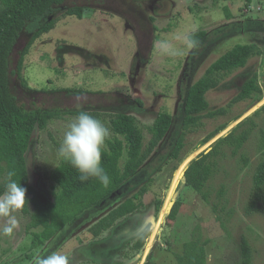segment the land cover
<instances>
[{
  "label": "rangeland",
  "instance_id": "obj_1",
  "mask_svg": "<svg viewBox=\"0 0 264 264\" xmlns=\"http://www.w3.org/2000/svg\"><path fill=\"white\" fill-rule=\"evenodd\" d=\"M72 6L88 7L92 13L82 19L65 15ZM53 18L54 28L35 40L25 57L21 78L17 63L30 38L24 31L8 66L10 92L19 105L26 111L56 110L62 114L45 130L35 129L25 156L30 185L47 194L53 190L49 174L62 157L63 133L78 116L69 112L84 110L101 120L110 131L109 138V116L120 112L132 115L139 122L145 144L147 128L156 115L168 113L175 120L171 140L178 137L183 133L178 107L193 50L188 36L198 30L212 33L232 23L264 21V0H252L249 6L245 0H66L56 8ZM236 44H254L262 54L206 94L209 109L195 129L184 132L179 159L162 163L161 170L150 175L153 182L142 197L143 208L116 223L122 225L114 232L117 237L130 219L137 220V229L145 226L143 246L136 248L139 238L133 237L134 230L130 229L116 244L108 240L112 229L96 238L90 233L114 206L80 227L58 250L73 258V264H178L176 256L184 243L197 236L207 242V264H245L242 240L249 244L253 264H264V204L250 207L253 175L264 157L260 152L264 134V33L245 31L217 43L212 37L202 47L205 54L188 83L198 80L212 62ZM254 75L261 92L233 102ZM216 111H220L218 115L208 117ZM233 131H249L248 140L236 154L231 147L220 148L216 173L204 190L205 201L186 184L183 173L201 153ZM4 179L0 177V184ZM177 191L174 216L170 217L166 210ZM16 215L19 228L9 236L0 234V264H34L36 257L47 256L54 246L47 242L34 248L31 234L39 229L27 230L29 217L21 210Z\"/></svg>",
  "mask_w": 264,
  "mask_h": 264
},
{
  "label": "trees",
  "instance_id": "obj_2",
  "mask_svg": "<svg viewBox=\"0 0 264 264\" xmlns=\"http://www.w3.org/2000/svg\"><path fill=\"white\" fill-rule=\"evenodd\" d=\"M65 1L0 0V177L5 178L9 170L15 171L13 179L27 190L26 204L21 209L22 213L29 217L26 229H39L38 232L31 234L32 246L38 248L47 242H52L54 246L52 252L58 251L80 227L114 206L116 207L90 228V233L95 238L109 229L114 233L121 226H116L118 220L127 219L128 216L140 211L143 208L142 197L153 182L150 175L159 172L162 163L179 159L184 149V132L195 129L203 119V114L209 109L206 94L218 88L223 78L245 68L251 58L262 54L260 48L254 44H236L212 62L198 80L189 84L191 75L205 54L202 47L212 37L213 42L217 43L245 31L264 33V21L248 20L225 25L212 33L198 30L190 34L187 39L193 50L188 56L187 84L178 107L179 126L183 133L171 140L175 120L168 113H158L147 128L149 139L145 144L136 117L123 112L109 116L112 137L106 140L101 158L102 167L110 177L109 185L104 187L96 178L81 182L78 170L61 157L59 164L49 174L48 179L52 182L53 190L47 194L30 185L25 156L35 129L45 130L51 121L59 119L62 114L56 110L26 111L19 105L10 92L8 66L17 39L24 31L30 35V38L21 50L17 63L16 71L21 78L24 59L31 46L41 35L54 28L53 16L56 8ZM251 2L252 0H245L247 6ZM91 13L92 10L84 6H72L65 10V15L75 16L78 19ZM67 92L76 93L71 90ZM260 92L257 76L254 75L242 85L233 102L247 100ZM261 110L264 111V106ZM80 111H72L68 114L79 115ZM219 112H210L207 115L215 117ZM248 137L249 131L240 133L233 131L220 139L208 153H201L189 164L185 172L186 184L208 201L204 190L216 173L215 159L219 157L220 148L231 147L236 154L247 142ZM262 138L261 153L264 152V134ZM5 182L4 179L0 184V194L4 191ZM252 182L250 207L254 209L257 204H264V157L256 168ZM131 192L133 193L128 196ZM159 206L160 203L157 204V210ZM175 206L171 210L170 217L174 216ZM215 207L216 205L213 209L216 212ZM117 239L119 238L114 233L108 240L116 244ZM144 239L145 235L137 240L136 248L143 246ZM206 245L207 242L202 241L200 236L193 237L184 243L181 253L176 256L177 263L207 264ZM241 257L245 264H253L246 240H242Z\"/></svg>",
  "mask_w": 264,
  "mask_h": 264
},
{
  "label": "clouds",
  "instance_id": "obj_3",
  "mask_svg": "<svg viewBox=\"0 0 264 264\" xmlns=\"http://www.w3.org/2000/svg\"><path fill=\"white\" fill-rule=\"evenodd\" d=\"M110 137V131L105 124L81 110L72 119L63 133L60 155L80 173L81 182L96 178L107 187L110 177L102 167V149ZM14 170H9L5 176L4 191L0 194V234L11 235L19 228L16 213L26 204V188L17 183L13 177ZM34 264H73V258L59 251L44 257H36Z\"/></svg>",
  "mask_w": 264,
  "mask_h": 264
},
{
  "label": "flooded vegetation",
  "instance_id": "obj_4",
  "mask_svg": "<svg viewBox=\"0 0 264 264\" xmlns=\"http://www.w3.org/2000/svg\"><path fill=\"white\" fill-rule=\"evenodd\" d=\"M136 222H137L136 219H130V220H128V221H126V222L124 223L123 226H124L126 229L120 232L121 237H118L119 240L117 239V243L120 242V239H122L124 236H126V235H122V234H125L129 229H130L131 231L134 230V236H133V237H135V238H140V237H142V236L144 235V232L147 230V228H146L145 226H141L140 228L137 229ZM121 227H122V225L119 226L117 229H119V228H121ZM112 232H113V231H112ZM120 234H119V235H120ZM112 236H113V235H112ZM112 236H110V237H112ZM109 252H111V249L109 250ZM106 257H107V256H106Z\"/></svg>",
  "mask_w": 264,
  "mask_h": 264
},
{
  "label": "water",
  "instance_id": "obj_5",
  "mask_svg": "<svg viewBox=\"0 0 264 264\" xmlns=\"http://www.w3.org/2000/svg\"><path fill=\"white\" fill-rule=\"evenodd\" d=\"M33 136H34V132H33V134H32L31 140H32ZM209 151H210V150L206 151L205 154L208 153ZM187 168H188V167H187ZM187 168H186V170H187ZM186 170H185V172H186ZM185 172H184V174H183V179H184V180H185ZM178 194H179V191L175 192V194L173 195V199H172V201L169 202L168 207H167V210H166V214H167V215H169V214L171 213V210H172V208H173V206H174V204H175V200H176ZM165 222H166V218L163 220V224H165Z\"/></svg>",
  "mask_w": 264,
  "mask_h": 264
},
{
  "label": "crops",
  "instance_id": "obj_6",
  "mask_svg": "<svg viewBox=\"0 0 264 264\" xmlns=\"http://www.w3.org/2000/svg\"><path fill=\"white\" fill-rule=\"evenodd\" d=\"M67 242H68V241H66L62 246L66 245Z\"/></svg>",
  "mask_w": 264,
  "mask_h": 264
},
{
  "label": "bare ground",
  "instance_id": "obj_7",
  "mask_svg": "<svg viewBox=\"0 0 264 264\" xmlns=\"http://www.w3.org/2000/svg\"><path fill=\"white\" fill-rule=\"evenodd\" d=\"M186 170V169H185ZM185 172V171H184ZM184 174V173H183Z\"/></svg>",
  "mask_w": 264,
  "mask_h": 264
}]
</instances>
